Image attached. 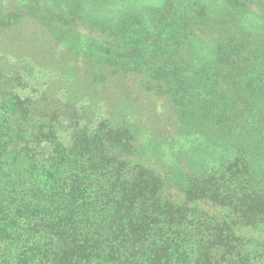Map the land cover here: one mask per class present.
Returning <instances> with one entry per match:
<instances>
[{
  "label": "trees",
  "instance_id": "1",
  "mask_svg": "<svg viewBox=\"0 0 264 264\" xmlns=\"http://www.w3.org/2000/svg\"><path fill=\"white\" fill-rule=\"evenodd\" d=\"M18 2L97 82L144 78L172 131L151 166L106 121L64 145L0 71V264H264V0Z\"/></svg>",
  "mask_w": 264,
  "mask_h": 264
},
{
  "label": "rangeland",
  "instance_id": "2",
  "mask_svg": "<svg viewBox=\"0 0 264 264\" xmlns=\"http://www.w3.org/2000/svg\"><path fill=\"white\" fill-rule=\"evenodd\" d=\"M0 12L18 14L8 26L0 25V71L16 94L34 98L40 110L57 115L64 145L72 143L77 130L93 132L106 121L132 128L135 144L150 152L146 165L154 164L151 141L168 139L172 127L167 103L147 91L144 78L116 75L97 82L99 62L77 53L72 43L62 44L46 25L27 16L18 0H0ZM78 29L90 36L87 27ZM163 131L167 137H160Z\"/></svg>",
  "mask_w": 264,
  "mask_h": 264
}]
</instances>
